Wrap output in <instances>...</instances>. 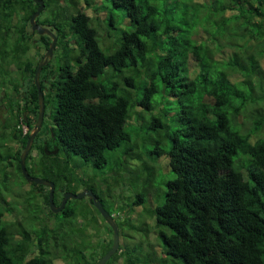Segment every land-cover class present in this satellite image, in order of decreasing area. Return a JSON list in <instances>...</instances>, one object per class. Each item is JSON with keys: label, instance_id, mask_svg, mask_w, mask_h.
<instances>
[{"label": "trees", "instance_id": "1", "mask_svg": "<svg viewBox=\"0 0 264 264\" xmlns=\"http://www.w3.org/2000/svg\"><path fill=\"white\" fill-rule=\"evenodd\" d=\"M55 1L43 0L36 20L51 22L52 14L58 22L65 21L63 27L54 23L55 47L61 42V50L70 52L63 43L68 33L79 53L72 57L73 64L47 68L48 60L41 69L44 104L46 89L55 103V126L46 132L51 137L46 147L56 146L57 152L46 154L45 147L34 141L25 158L28 172L76 192L81 180L70 169L88 170V163L104 167L107 154L121 146L124 161L108 177L127 175V160L137 161L142 168L148 166L133 155L137 135L132 140L129 127L135 124L131 116L139 107L150 112L145 127L161 128L144 154L146 161L149 164L164 156L173 174L165 183L162 200L155 191V206L146 210L158 229L162 256L149 252L140 261L264 264V0H101L110 5L109 28L117 30L106 33L112 37L111 48L103 45L90 24L92 18L77 9L75 0H65L67 5L57 8L56 14ZM37 6L33 0H0V59L18 62L23 73V84L12 78L0 81V119L4 122L0 126V201L8 206L0 208V264H52L56 256L48 248L54 243L47 245V240L54 242L56 236L50 240L48 233L63 230L45 224L32 230L24 221L30 212L40 213L42 203L47 206L48 202V188L27 181L20 165L38 111L37 64L20 61L29 50V17ZM44 10L49 15L42 18ZM114 10L129 19L130 27L115 26ZM20 13L24 14L20 21L15 20ZM40 41L47 49L51 38L41 36ZM7 66L1 63L0 72L10 73ZM161 91L167 97L154 101ZM238 116L253 118L247 134L233 127ZM150 174L143 177L145 187L133 205L150 196ZM12 180L17 191L12 192L10 186L8 194L18 196L6 202L3 190ZM89 182H82V187L102 201L105 192ZM93 214L67 204L64 224L69 226L73 254L78 256L72 264H95L112 245L110 238L96 250L77 229V219L91 227L96 220ZM89 250L94 251L86 257L84 252ZM124 250L119 245L111 258Z\"/></svg>", "mask_w": 264, "mask_h": 264}, {"label": "rangeland", "instance_id": "2", "mask_svg": "<svg viewBox=\"0 0 264 264\" xmlns=\"http://www.w3.org/2000/svg\"><path fill=\"white\" fill-rule=\"evenodd\" d=\"M59 1V2H58ZM77 2L76 7L77 9L87 13L91 18L90 24H92L96 29L99 34V37L101 38V41L103 42V45L110 47L111 48V43H112V37H109L106 35L107 31L109 30L110 32H115L116 29H110V20H109V14L111 9H109L110 5H107L105 1L101 2V0H88L90 4H86V0H75ZM86 1V2H85ZM56 4L58 6H56ZM65 0H56L54 2V13H57V8L59 7H64L66 6ZM107 5V6H106ZM72 12L76 11V8L73 9L71 8ZM43 14L41 17L43 18L45 14H47V11L44 10L42 12ZM24 14L20 13L17 14L15 17V20L20 21L21 17ZM49 14H47L48 16ZM114 16L116 18L115 20V26L120 27V29L128 28L130 27L129 25V19L122 13L117 10H114ZM50 17L51 22L47 23H42L40 22V25H46L52 32L56 31V27H63L65 21L63 22H58L57 16H55V19ZM14 21V18H13ZM30 37L26 38L28 39V52L26 51L20 56V61H26L30 60L32 65L38 64L39 60L41 59L40 54L41 52L45 53L46 49L45 47H42L40 38L41 36H48L47 34H38L36 31H31L29 30ZM66 31V30H65ZM55 33V32H54ZM67 33V32H66ZM65 33V34H66ZM113 35V33L111 34ZM72 37L70 34L67 33V38L63 39V43H66L69 45L68 47L70 48V52H65L61 50V42H59L56 47H54V53L53 56L49 59L50 64L47 65V68H51L52 66H57V65H62L65 62L69 64H73L74 61L72 60V57H75L78 53V47H76L75 44H72ZM37 41V42H34ZM76 48V49H74ZM38 60L37 63H35ZM19 61V62H20ZM4 63L9 66L10 68L8 71L10 73H1L0 72V81L1 82H8L11 78L19 83L23 84V73L22 69L18 65V62H15L13 60H1L0 59V64ZM189 65L193 63V60L190 58L189 59ZM264 65V61L262 62ZM53 73V72H52ZM4 74V76H3ZM52 75V74H50ZM46 78V77H45ZM46 79H49L48 77ZM17 80V81H16ZM47 81V80H46ZM47 83V82H46ZM6 90V89H5ZM45 92V97H46V102H45V110H44V117H43V123H42V128L41 131L36 135L34 138L33 142L36 145L37 141L40 142V140L43 139V136L47 134L46 132L51 131L52 126H55L54 121H53V114L55 112V103L54 101L50 98L49 95H47V89L44 90ZM13 94V93H12ZM3 93L0 94L2 96ZM10 95V94H9ZM164 94L163 91L157 93L153 100L155 101L158 97H162ZM166 96V95H165ZM167 97V96H166ZM160 101V100H158ZM141 109L137 107V109H134L132 112L131 116V122L135 123L133 126H130L129 128H132L131 134H133V139H135V135H137L136 141L138 148L137 150H134V157L138 160H140L141 164L144 161V164L148 165L145 166L144 168L140 167L137 164V161H132V160H127V162L130 161V164L128 163L129 166V173L127 175H115L112 177H108L110 171H114L119 167L120 164L123 163L124 159L121 157V149L123 147H119L118 149L107 154V163L105 164L104 167L100 168H95L93 167L90 163L87 164L88 170L84 167H78V168H71L69 171L70 174H72L74 171L77 173V178L81 180L80 184H77L76 187L78 186L79 191L83 190L82 187V182H87L90 184L89 181H92L94 183V187L96 186L97 189H102L103 192H105L104 197H102V204L104 208L113 214L115 217V220L118 223L119 227V245L121 246L122 249H125L122 254H117L114 255L112 258L108 260L106 264H115L116 258H117V263L118 264H127L129 263L130 260L134 261L135 264H146L143 262V260L140 261L142 257L147 255L149 252H153L155 255L158 257L162 256V244H161V239L159 238V232L158 229L154 225V219L153 216H151L146 210L150 209V207H153L152 204L156 203V196H155V191L159 193L160 201L163 198V194L165 191V183L168 179L173 177V174L170 171L169 166H167L166 161L164 160V156H160L159 158H156V160L148 164V162L145 159V153H148V150L153 146L152 144V137L157 136V131H160L161 128H157V130H150L147 127H145V122L147 121L146 119L150 118V112L144 110L140 111ZM159 110V109H158ZM242 112L241 115H243ZM142 115V117H137V115ZM238 123H234V128L239 130L243 134H247L248 130H251L250 128L253 127V118L246 119L243 118V116H238ZM4 125L3 120L0 119V126ZM138 125V126H137ZM8 126V125H5ZM138 127V128H137ZM176 126H171V129H174ZM255 127V126H254ZM10 128V127H9ZM47 130V131H46ZM47 134V135H48ZM148 139V140H147ZM135 143V142H134ZM33 144V143H32ZM49 145L52 146V142H49ZM56 149L54 146H52L51 151ZM44 152L47 154V150L43 149ZM57 150V149H56ZM138 153H141V155H138ZM64 155V154H63ZM154 155V154H153ZM139 156V157H138ZM141 156V157H140ZM150 157V156H149ZM148 157V158H149ZM122 158V159H121ZM153 164V165H152ZM135 166V167H132ZM85 169L87 171H85ZM148 172H151L150 174V186L151 187V194L150 196H146L145 200L138 204V205H133L136 195L138 192L143 190L145 187L144 182L142 181L143 177L148 175ZM21 176V174L19 173ZM134 175V178L131 179V177ZM25 185H28L26 183H23ZM153 185V186H152ZM11 186L12 192L17 191V185L15 184V181L12 180L9 182V187L8 189L4 191V194L6 196V202L10 198H15V196H18V193H13L12 196H9V188ZM4 189L5 187H1ZM107 189H110V192H108ZM24 190V189H22ZM109 193V194H108ZM155 197V198H154ZM71 205L74 207H84L85 209L88 210V212H94L95 214L94 217L96 218L95 221H92L91 227L88 224H83V221L81 224L77 227V229L84 234L87 239H90L91 242L93 243V248L96 250H100L101 245L104 243L105 240L106 244L108 242V239L112 238L111 232L108 230L109 228L107 227V222L104 220V218L97 214L96 210L89 206L88 204V198H77L70 200L69 202ZM4 201H0V208L2 210H6L8 206H5ZM6 213L7 211H3ZM8 212L6 213V215ZM39 212H30L29 216L27 219L24 218L25 223L29 222H36L40 223V227L42 226L43 221H41V216ZM51 215V214H50ZM52 216V215H51ZM8 217V216H7ZM36 224L32 225L29 227L30 229L36 228ZM90 224V223H89ZM93 225V226H92ZM86 229V230H85ZM84 230L88 233L85 234ZM50 236L52 233H48ZM72 235L69 232V226L68 224H64V229L56 234L54 242H49L47 240V245L48 244H53L57 248L56 250L53 249V247L48 248L50 250V253L56 256L55 260H53V264H72V260L78 259V256L73 254V247L72 242L74 239L72 238ZM50 240H53L52 237H49ZM62 241H65L63 243ZM89 242V241H88ZM45 247V245H43ZM47 247V246H46ZM66 248L67 251H61L62 248ZM91 249V248H89ZM45 251V250H44ZM94 251V250H92ZM91 250L85 251L84 255L88 257L90 253L92 252ZM37 254H40V251L38 250ZM52 254H48V257H53ZM117 256V257H116ZM65 257V258H64ZM139 261V262H137ZM150 264V263H148Z\"/></svg>", "mask_w": 264, "mask_h": 264}, {"label": "water", "instance_id": "3", "mask_svg": "<svg viewBox=\"0 0 264 264\" xmlns=\"http://www.w3.org/2000/svg\"><path fill=\"white\" fill-rule=\"evenodd\" d=\"M33 1L35 3H38V6L35 9V11L29 17V24H30L31 31H36L40 35L45 33L51 38V41H50V43L46 49V52L43 54V56L39 60L37 67L35 69V72H34V81H35V84L37 87L38 111H37V116H36V121L34 123V126L28 135L27 142L25 144L24 149H23L22 153L20 154L21 169H22L24 177L27 181H33V182L38 183V184L50 186L48 203H49L50 210L54 213L60 211L64 207L67 199H69V198L77 199V198H81L85 195L88 196V199L90 201H92L93 206L98 210L100 215L104 218V220L107 222L109 227L112 229V245L103 255H101L98 258V260L95 263V264H106V262L111 258V256L117 251V249L119 247V227H118L117 221L113 217L112 213H109L104 208L102 202L100 200L96 199V195L90 189H85V190H82L78 193L69 192V191L64 192L61 204L56 207L54 204V201H53L54 183L49 181V180H46L44 178L32 176L28 172V170L26 169V166H25L26 155L31 148V145L33 143V140H34L36 134L41 129V126L43 123V117H44L45 104H44L43 92L40 88L39 74L41 72L42 67L53 56V51H54V47H55L56 40H57V37H56L54 32H52L47 26L40 25L36 20L37 17L40 15L41 10L44 7L43 0H33ZM56 152H57V150L54 149L53 151L48 152V153L55 154Z\"/></svg>", "mask_w": 264, "mask_h": 264}, {"label": "flooded vegetation", "instance_id": "4", "mask_svg": "<svg viewBox=\"0 0 264 264\" xmlns=\"http://www.w3.org/2000/svg\"><path fill=\"white\" fill-rule=\"evenodd\" d=\"M3 72H5V71H3ZM5 73H7V72H5ZM10 91V90H9ZM10 92H13V90L12 91H10ZM41 128H42V126H41ZM41 130V129H40ZM40 130H39V132H40ZM38 132V133H39ZM37 133V134H38ZM36 134V135H37ZM36 137V136H35ZM49 138H51L50 136L48 137V135L47 134H45L44 136H43V139L42 140H40V144L43 146V148L45 147V150H47V147H46V144H47V142L49 141ZM56 149H57V147L56 146H54ZM47 152V154H50V153H48V152H51V150H47L46 151ZM52 154V153H51ZM39 177V176H38ZM40 178H42V177H40ZM45 179V178H44ZM47 188H48V190H47V198H48V196H49V191H50V186H47V185H45ZM85 189H87V188H83V190H85ZM73 192V191H71V190H62L59 186H55L54 185V188H53V201H54V204H55V206L57 207V206H59L60 204H61V201H62V199H63V194H64V192ZM82 191V190H81ZM80 192V191H79ZM74 193H78V191H76V192H74ZM95 194V193H94ZM96 195V194H95ZM84 197H87L88 198V196H83V197H81V198H84ZM36 199H38V198H36ZM74 198H69V199H67L66 200V202H65V205H64V207L60 210V211H58V212H56V213H54V212H52L51 210H50V208H49V203L47 202V206H46V204L43 202L42 203V205H41V212H40V216H42V220L41 221H43V223H42V225H47L48 227H50V228H54L55 227V225H58V226H62L63 227V229H64V222L66 221V218L63 216L64 215V213H65V210H66V207H67V204L70 202V200H73ZM96 199H98V200H100L98 197H97V195H96ZM48 200H49V198H48ZM101 201V200H100ZM102 202V201H101ZM88 205L89 206H91V207H93V208H95L94 206H93V203H92V201H90L89 199H88ZM96 209V208H95ZM48 210L51 212V215L49 214V212H48ZM97 210V209H96ZM98 211V210H97ZM55 215V216H54ZM99 215H100V213H99ZM113 215V214H112ZM114 217V216H113ZM115 218V217H114ZM77 221V223H79V224H81V219H77L76 220ZM34 224H36V222H32L31 224H29V223H27L26 225L28 226V227H31L32 225H34ZM84 224V223H83ZM118 224V223H117ZM36 226L38 227V226H40V223H37L36 224ZM59 229V228H58ZM57 233H58V231H57ZM111 234H112V229H111ZM52 238L53 237H55L56 236V231H54L52 234ZM55 260V259H54ZM52 264H53V260H52Z\"/></svg>", "mask_w": 264, "mask_h": 264}, {"label": "built area", "instance_id": "5", "mask_svg": "<svg viewBox=\"0 0 264 264\" xmlns=\"http://www.w3.org/2000/svg\"><path fill=\"white\" fill-rule=\"evenodd\" d=\"M24 131H26V128L24 127Z\"/></svg>", "mask_w": 264, "mask_h": 264}]
</instances>
